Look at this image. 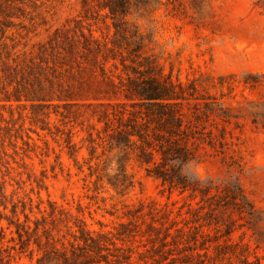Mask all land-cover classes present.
<instances>
[{"label":"rangeland","instance_id":"374dc122","mask_svg":"<svg viewBox=\"0 0 264 264\" xmlns=\"http://www.w3.org/2000/svg\"><path fill=\"white\" fill-rule=\"evenodd\" d=\"M74 236L81 264H264V0H0V253Z\"/></svg>","mask_w":264,"mask_h":264},{"label":"trees","instance_id":"16d2710c","mask_svg":"<svg viewBox=\"0 0 264 264\" xmlns=\"http://www.w3.org/2000/svg\"><path fill=\"white\" fill-rule=\"evenodd\" d=\"M148 99H153L151 98H148ZM16 100H20V99H16ZM159 107H162L163 105H160V104H157ZM172 118H175V115L172 114ZM131 127H132V130H128L127 131V137L128 139L131 138V136H134V135H137L139 140H141L142 144L140 145L141 146V149H142V152H143V155L145 157V161L147 163H150L152 160H153V153L151 151H149L147 149L148 147V140L146 138V136L143 134V132H141L139 129H137V125H134V124H131ZM173 149H176V148H173ZM173 152V150H172ZM165 151L161 150V154H162V157H164ZM166 161V159H165ZM8 224L9 225H15V231L16 233H18L19 236H21L22 234L21 233H26L27 229L25 230V226L26 225H23L21 223H13L11 220H8ZM21 229V231H20ZM75 237V242H69L70 244V257L68 255V253H66V247L64 246V252H60V254L62 255V263L63 264H81V262H79L78 260H75V256L78 255L79 253L76 251L77 249H80V253H83V252H86L88 250L87 247H91L93 250L97 251L99 250L100 248V243L99 241H97L94 237L92 236H88L87 238L86 237H83L82 236V240L83 242L85 243V246H79V243L77 241V238L76 236ZM47 242V241H46ZM55 248V247H54ZM57 249V248H55ZM56 253H59L58 250H54V254ZM50 256V255H49ZM9 257V254H6V255H2L0 253V264H12L10 259L8 258ZM102 261H105L107 263V260L105 259H97V260H93L92 264H102Z\"/></svg>","mask_w":264,"mask_h":264}]
</instances>
